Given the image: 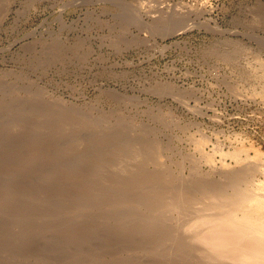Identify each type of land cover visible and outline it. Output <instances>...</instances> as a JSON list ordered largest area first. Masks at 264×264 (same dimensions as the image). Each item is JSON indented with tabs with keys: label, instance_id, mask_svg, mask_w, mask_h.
<instances>
[{
	"label": "rangeland",
	"instance_id": "1",
	"mask_svg": "<svg viewBox=\"0 0 264 264\" xmlns=\"http://www.w3.org/2000/svg\"><path fill=\"white\" fill-rule=\"evenodd\" d=\"M262 76L264 0H0V264H212L194 207L159 223L180 253L120 186L221 181L213 143L264 152Z\"/></svg>",
	"mask_w": 264,
	"mask_h": 264
},
{
	"label": "bare ground",
	"instance_id": "2",
	"mask_svg": "<svg viewBox=\"0 0 264 264\" xmlns=\"http://www.w3.org/2000/svg\"><path fill=\"white\" fill-rule=\"evenodd\" d=\"M179 31L177 32L179 33ZM186 104L184 103L185 106ZM73 116L71 118H75ZM65 120L68 121V119ZM79 120L82 121L83 118ZM71 121L75 122V119ZM81 126L85 125L81 124ZM193 126L200 136L198 139L195 138V140L197 139L196 145L200 152L205 153V147L213 142L212 138L206 134L202 124L196 122ZM188 128L190 129V127ZM213 145L211 151L219 152L221 167L227 168L233 163L235 165L234 168L227 169L221 174V181L202 177L185 181L182 178L176 179L174 177L173 180H175L171 179L172 182L168 183L163 180L161 175H145L143 169L138 170L139 172L130 170V174L133 171L137 172L132 174L131 181L120 187L122 190L129 189L133 190L134 193L137 192L141 197V201L136 202L137 205H147L146 212L151 216H149L150 219L145 220L148 218L146 215L144 219L146 222L144 224L143 221L135 223L133 229L143 234L157 233L154 236L159 237L160 240L178 242V252H188L192 248L190 249L182 239H179L180 237L177 238L171 228L163 226V221L166 213L177 211L179 215L184 217L190 215L189 213L194 207L195 215L193 214L194 216L190 219L187 228L184 229H187V233L192 237L191 240L202 246L201 255L203 259L212 264H264V179L258 178L259 173L264 175L259 167V162L264 161V152L255 147L254 144L227 152L221 150L217 143H213ZM157 148L158 144L156 149L155 146L153 148L157 150L156 153L159 151ZM205 154L210 156L209 153ZM156 159L155 157L154 161ZM209 160L212 159L209 158ZM250 160L256 164L253 165ZM262 174L259 175L262 176ZM167 179L169 178L167 177ZM115 184L113 186L118 188V183ZM126 201L123 200L122 204L128 205L129 201ZM160 222L163 224L159 225ZM156 227H160L159 230ZM184 256L186 259L187 255Z\"/></svg>",
	"mask_w": 264,
	"mask_h": 264
}]
</instances>
